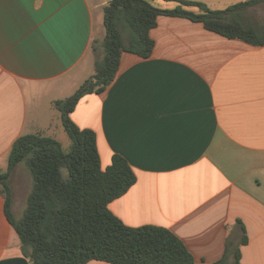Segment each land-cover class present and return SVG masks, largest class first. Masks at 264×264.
<instances>
[{
    "label": "crops",
    "instance_id": "crops-1",
    "mask_svg": "<svg viewBox=\"0 0 264 264\" xmlns=\"http://www.w3.org/2000/svg\"><path fill=\"white\" fill-rule=\"evenodd\" d=\"M110 1L0 0V171L18 137L41 134L28 125V89H62L75 74V92L92 74L96 12ZM150 1L164 9L179 4ZM191 1L222 9L235 0ZM150 35L149 57L123 52L112 83L84 95L70 113L96 132L103 169L120 154L136 174L109 207L128 226L169 228L199 264L220 260L229 238L238 244L243 236L241 264H264V45L164 14ZM58 99L46 109L64 127ZM22 172L20 163L10 179L12 210L21 216L32 183L29 170L26 179ZM0 264H30L1 191Z\"/></svg>",
    "mask_w": 264,
    "mask_h": 264
},
{
    "label": "trees",
    "instance_id": "trees-1",
    "mask_svg": "<svg viewBox=\"0 0 264 264\" xmlns=\"http://www.w3.org/2000/svg\"><path fill=\"white\" fill-rule=\"evenodd\" d=\"M175 1L179 4L172 9L160 8L150 0H111L104 6V55L95 59L93 73L71 96L54 103L71 140L69 150L58 139L43 134H23L13 143L8 169L0 171V191L5 196L7 219L30 264H84L91 260L199 264L169 228L128 226L111 211L110 203L136 182V174L120 154L113 155L112 163L103 169L96 132L79 127L70 116L84 95L103 92L112 83L123 52L145 58L152 54L155 41L150 31L159 15L187 17L228 38L264 45V20L253 12L264 7V0H244L222 9L199 1ZM91 48L96 49L93 43ZM20 163L27 166L32 183L23 214L16 218L10 179ZM246 240L243 236L237 244L230 237L224 256L213 264H229L231 259L232 264H241L239 246Z\"/></svg>",
    "mask_w": 264,
    "mask_h": 264
},
{
    "label": "rangeland",
    "instance_id": "rangeland-1",
    "mask_svg": "<svg viewBox=\"0 0 264 264\" xmlns=\"http://www.w3.org/2000/svg\"><path fill=\"white\" fill-rule=\"evenodd\" d=\"M240 1L239 0L231 1L229 4L232 5ZM186 8L188 10L198 11V8L194 6H187ZM219 8H224V7H219ZM253 12L257 16V18L264 20V7L256 8L255 11ZM105 35H106V25H105L104 7H100V9L96 12L95 41L93 43L96 49L95 50L92 49L93 62H95V59L97 57H102L104 55L103 40L105 38ZM82 68L77 70L76 75H78L79 71H81ZM70 78L76 79L75 74H72L71 76L61 81L60 86H63L62 89H58V85L57 86L46 85L42 88L39 87L35 92L34 90L28 89V93H27L28 103H29L28 125L30 126V128L35 130V133H41L47 136H53L57 132L58 139L62 143V146L65 150H69L71 140L67 132L65 131L64 127L60 126V124H58L59 122H56L57 120L54 118L55 110L54 111L47 110L46 104L52 98H57V97L67 98L71 96V94H73L74 87H72V85L70 86V81H69ZM57 125H59L60 127L59 132L57 131ZM21 168L23 169L22 174L25 175V179H26V173L28 172V168L24 163H21ZM64 173L67 174V170H64ZM29 179L30 178L28 174L27 180ZM27 185L24 184L22 185V187H26ZM15 215L18 218L21 217V215L18 212H16Z\"/></svg>",
    "mask_w": 264,
    "mask_h": 264
}]
</instances>
